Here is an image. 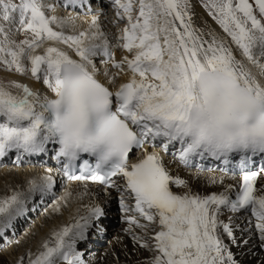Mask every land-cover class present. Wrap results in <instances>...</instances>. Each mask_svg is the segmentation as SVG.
Segmentation results:
<instances>
[{
  "label": "snow or ice",
  "instance_id": "obj_1",
  "mask_svg": "<svg viewBox=\"0 0 264 264\" xmlns=\"http://www.w3.org/2000/svg\"><path fill=\"white\" fill-rule=\"evenodd\" d=\"M108 2L125 22L116 39L131 53L119 61L98 16L87 28L66 33L71 18L50 15L53 4L0 0V67L42 81L51 93L0 79V157L15 152L20 160L52 145V158L60 165L55 174L47 169L28 177L23 189L0 196V234L25 214L29 201L50 193L55 176L62 175L85 182V190L75 194L80 200L92 195L88 181L116 189L121 210L134 213L125 217L129 225L145 235L151 225L158 226L151 245L132 236L153 252L145 264H238L219 234L222 226L234 241L230 225L219 219L223 209L250 210L264 248V184L258 186L264 166L248 169L256 157H264V0H203L231 44L194 24L191 0ZM66 5L77 6V0ZM17 33L23 38H12ZM232 45L243 59H237ZM96 58L119 72L126 66L131 76L111 90L119 72L105 69L107 84L102 82ZM157 143L185 168L203 170L201 162L210 159L227 165L239 156L241 183L209 177L207 184L222 190L193 192L158 152L147 151L146 145ZM134 149H144L143 158L129 164ZM173 185L185 190L173 191ZM72 196L65 191L59 199L67 205ZM104 215L100 204H81L68 224L27 254L26 264H86L79 244L90 229L103 230ZM17 264H25L24 257Z\"/></svg>",
  "mask_w": 264,
  "mask_h": 264
},
{
  "label": "bare ground",
  "instance_id": "obj_2",
  "mask_svg": "<svg viewBox=\"0 0 264 264\" xmlns=\"http://www.w3.org/2000/svg\"><path fill=\"white\" fill-rule=\"evenodd\" d=\"M45 3L52 2L50 0H45ZM192 4V15L194 24L205 31H212L218 37L224 38L228 40L229 44H231L230 38L226 36V34L222 31L220 26L216 24L207 13L203 10L201 5L196 0H191ZM101 7V8H100ZM97 7V10L100 11L94 15L88 16H74L70 13L63 14L57 7H55L54 12H50L49 14H55L59 17L63 18H71L68 25L65 27L64 31L66 33H71L72 31L83 30L88 27V24L93 16L99 17V23L101 24L102 30L108 33L109 39L114 41V45H119L122 43L114 38V30L115 26H110L109 24L113 23L111 14H109V10L105 9L102 5ZM19 33H17V36ZM112 36V38H111ZM14 36L13 38H15ZM22 35L20 34L18 39H20ZM113 45V46H114ZM61 47H64L61 45ZM115 47V46H114ZM234 54L237 59H243L240 56L239 50L235 48V45H232ZM119 49H117L118 51ZM120 52V50H119ZM113 51V54L116 55L118 60L122 59L124 56H128V53L125 49H123L120 53ZM69 54H72L74 58L75 53L71 50ZM262 63V62H261ZM101 69L105 70L107 67L104 65L101 66ZM253 71H256L253 69ZM119 72L118 69L109 70V74ZM29 76V75H28ZM28 76H22L20 74L15 73L14 71L9 72L2 67H0V79L2 80H16L19 82L29 81ZM131 76L130 72L127 70L125 66V70L123 72H119L117 78L120 79V82L128 79ZM29 83L33 84L36 88L43 83L41 81L30 80ZM44 86V85H43ZM45 87V86H44ZM168 162H172L173 158L166 157ZM174 168L172 171L173 174L178 175L184 179H186L189 183V187L193 192L199 193H210V192H218L221 189L219 185L217 186H209L207 184V180L209 177H224L226 184H238L239 178L234 176H227L219 173L218 171H195L193 169H186L183 166H180L176 163L174 165L171 164ZM13 166V164H12ZM0 167V191L1 192H9L10 189L20 188L23 189L25 187V182L28 177L37 176L35 169L23 168V167ZM14 178H10L9 176L14 175ZM260 184H264V177L260 178L258 181V186ZM85 190V187L77 186L73 187L71 190H66L73 193V196L68 199L67 205L64 204L60 199L55 201V203L51 206V210L46 209L41 215L36 219V223L32 226L31 231L25 229L23 231V235L28 231L27 234L28 240L24 243L17 245L15 248L14 244L5 248L0 249V264H17L18 260L21 257H24L25 264L27 262V254L31 251L33 253L37 252L40 248L42 242L49 238L50 234L53 230L59 229L61 226L66 225L70 222L71 218L76 215V209L81 204L86 203H97L100 204L102 208H106L107 206L113 204L111 200H107L105 203V197L99 194V191H95V189L87 188V191L92 195L90 197H86L84 200H80L76 197V193L82 192ZM185 189L178 188L177 192H182ZM6 193V194H7ZM65 191L62 193L61 197L64 195ZM3 194V193H2ZM113 196H115L113 194ZM57 203L60 205V210L57 211ZM219 219L223 223H227L232 228L234 241L230 238L224 231L222 226L219 229V234L223 240V242L228 246L229 250L232 252L234 259L238 261V264H264V256L258 250V243L260 242L259 232L254 233L251 232L254 230L255 222H249L246 218L238 219V214H234L230 212L228 209H223ZM239 222L243 223V226L239 224ZM141 223H147L143 219H141ZM248 227L249 230H246ZM124 228L123 224L118 223L116 220L112 226L107 228V239L105 244L101 247H96L93 249L92 253H87L83 251L81 248L82 245L88 243L81 242L79 244V250L83 253V258L86 261V264H145V262L153 256V252L148 248L141 247L139 243L134 242L132 239L133 234L137 236H142L145 241H147L150 245L154 243L151 239L154 236L155 231L158 230L157 225H151L147 229V235H145V231L143 229L135 227V225H129L128 229L131 228V231L128 232V236L122 233ZM30 229V228H29ZM25 236V235H24ZM23 236V237H24ZM130 236V237H129ZM247 241V243H245Z\"/></svg>",
  "mask_w": 264,
  "mask_h": 264
},
{
  "label": "rangeland",
  "instance_id": "obj_3",
  "mask_svg": "<svg viewBox=\"0 0 264 264\" xmlns=\"http://www.w3.org/2000/svg\"><path fill=\"white\" fill-rule=\"evenodd\" d=\"M20 35V34H19ZM19 35L17 36V34H14L12 37H14V36H16L14 39H16V40H18V37H19ZM115 37V36H114ZM21 38V37H20ZM119 43H120V41H119ZM10 178H14L15 177V174L14 175H11V176H9ZM3 193V194H2ZM7 192H1L0 191V196H3L4 194H6ZM10 194V193H9ZM41 215V214H40ZM36 223V221L33 223V224H31L30 226H28L27 228H28V230L29 231H31V229H32V226L34 225ZM26 228V229H27ZM29 231H28V233H29ZM27 232L24 234V235H22L20 238H19V241L18 240H16V242H15V244H14V246H15V248H17L18 246L17 245H20V244H22V243H24L26 240H28V239H26L27 238V234H28ZM23 234V233H22ZM24 236V237H23ZM20 243V244H19ZM2 250H5V248L4 249H2Z\"/></svg>",
  "mask_w": 264,
  "mask_h": 264
}]
</instances>
